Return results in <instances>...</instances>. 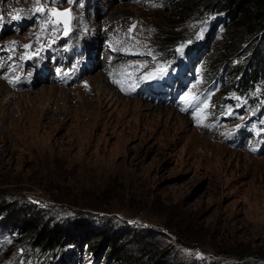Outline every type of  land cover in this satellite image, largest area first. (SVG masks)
I'll return each mask as SVG.
<instances>
[{
	"label": "rangeland",
	"instance_id": "1",
	"mask_svg": "<svg viewBox=\"0 0 264 264\" xmlns=\"http://www.w3.org/2000/svg\"><path fill=\"white\" fill-rule=\"evenodd\" d=\"M179 1L0 0V102L8 105L0 109V196L21 204L22 214L82 219L91 234L126 231L131 247L150 240L188 263L239 264L246 253L264 264V105L238 100L218 118L210 84L193 71L205 55L219 60L226 15L174 8ZM38 6L71 9L70 34H41L42 14L31 11ZM52 40L38 57L20 59ZM256 40L264 54V34ZM249 42L240 57H222L223 74L250 53ZM181 44L186 63L163 59ZM137 63L147 66L129 80L124 69ZM157 64L169 65L163 78L137 83ZM96 84L102 101L89 88ZM185 93L210 97L208 127L192 115L200 101L181 110ZM116 96L122 100L112 103ZM24 238L0 229V264H36ZM59 255L43 264H62ZM79 263L96 264L81 253L65 262Z\"/></svg>",
	"mask_w": 264,
	"mask_h": 264
},
{
	"label": "trees",
	"instance_id": "2",
	"mask_svg": "<svg viewBox=\"0 0 264 264\" xmlns=\"http://www.w3.org/2000/svg\"><path fill=\"white\" fill-rule=\"evenodd\" d=\"M163 1L171 4L176 2ZM189 2L190 0H180L174 8L194 9L196 15L214 9L226 15L227 32L218 51L219 60L205 55L202 63H198V67L193 71L202 81L210 84L208 93L215 95L213 99L219 107L218 118H222L227 112L235 111L238 100H243L248 109L257 103L256 108L259 110L261 105H264V54L259 50L256 39L264 34V0H197L195 7ZM244 42H249L250 53L244 59H237L235 65L223 74L220 69L222 57L237 53H240L237 55L240 57L243 51L241 45ZM170 52L172 56L163 59L174 61L172 63L179 59L186 63L189 57L187 48L181 53H175L173 50ZM225 86L229 88V93ZM261 101L263 103L260 105ZM261 118L260 114L254 117L251 123L254 124V121H260ZM20 205L15 200L0 196V229H8L9 235L14 238H22V234L25 235L24 239L32 242L29 253L36 259V264H43L46 259L54 258L59 252L57 257L62 260V264L75 253H81L83 257L88 256L96 264H192L181 259L178 254L172 255L170 251H165L164 247L150 240L138 239L136 246L131 247L129 239L125 236L126 231L105 227L97 234H91L88 229L83 230L82 219H60L62 222L58 223L53 219L44 218L38 210L34 211V214L38 215L22 214ZM245 254L238 255L239 259H242L239 264H252L251 260L245 258L250 254Z\"/></svg>",
	"mask_w": 264,
	"mask_h": 264
},
{
	"label": "snow or ice",
	"instance_id": "3",
	"mask_svg": "<svg viewBox=\"0 0 264 264\" xmlns=\"http://www.w3.org/2000/svg\"><path fill=\"white\" fill-rule=\"evenodd\" d=\"M36 5H42V0H34ZM51 2L55 3L57 0H51ZM68 2H72V0H68ZM33 13H39L42 14L41 17V22H40V28H41V34L46 35L49 30L53 33L59 32L63 30V35L68 36L70 32L72 31L71 27V21L74 19L71 15V9H64L63 11L57 9V8H45L43 6H38L34 7L31 10ZM30 18V17H29ZM11 19L13 20H21L22 17L20 15L13 16ZM132 28H135V24H133ZM132 28L129 29V32L132 31ZM202 36V32L200 34ZM41 35H37V43L40 42ZM56 41L52 40L51 43L47 45H41V47L37 50V52L33 53L32 55H27L25 54L24 56H21L20 59H32L34 56L38 57L41 52L46 50V48H50L52 44H54ZM13 44L16 42L13 41ZM187 44H191L192 40H188L186 42ZM32 45L31 44H25L23 45L24 49H29ZM186 44H181L176 51L177 52H182ZM149 56H152L153 60L156 59L155 55L152 53L151 49L148 50L146 53ZM146 63H137L135 65H128L124 69V75L131 80L132 78L135 77V73L140 71V69L146 67ZM168 67L169 65H160L157 64L152 70L145 72L142 76H139L137 79V83L140 81H155L163 78L167 72H168ZM129 69L131 71H129ZM110 76L112 75L111 73L109 74ZM5 79L8 80L9 83H15L18 82L19 78H17L16 81H13L11 79H8L7 76L4 77ZM113 83H116L121 87V90L124 91L125 87L124 84L122 83L121 80H113ZM137 85L131 84L129 85L128 91H134L135 87ZM237 99H239L237 97ZM180 100L186 105V107L182 108V111H189L190 108H192L193 102L194 101H200V97L198 95H194L191 93H185L180 97ZM210 97L205 96V98L200 101L199 104H196L194 108H192V115L194 119H196V122L199 126L202 127H208V125H205L203 123V119H206L208 115H211L212 113L208 111V109L212 106L210 104ZM229 115L232 113L229 112ZM239 128L240 126L237 125ZM255 151V149H253Z\"/></svg>",
	"mask_w": 264,
	"mask_h": 264
},
{
	"label": "bare ground",
	"instance_id": "4",
	"mask_svg": "<svg viewBox=\"0 0 264 264\" xmlns=\"http://www.w3.org/2000/svg\"><path fill=\"white\" fill-rule=\"evenodd\" d=\"M97 88V90H96V99L98 100V101H102V96H103V94L105 93L104 92V90H103V88H104V86H102V84L100 85V84H96V85H90L89 86V88L92 90H94V88ZM65 90V89H64ZM120 100H122L121 98H119V96L117 97L116 96V98L114 99V101L112 102V103H119L120 102ZM111 103V104H112ZM8 105L7 104H3V103H1L0 102V109L2 110V109H4V107H7ZM47 110L49 109L48 107L46 108ZM10 112L12 113V111L10 110ZM11 113H10V116H11ZM3 115V114H2ZM104 115V114H103ZM121 116V115H120ZM13 121H15V122H13ZM16 118L15 117H12L11 116V119H10V124H11V122L13 123V125H15V123H16ZM8 122H9V120H8ZM17 125H19V124H17ZM24 127V126H23ZM22 127V128H23ZM7 128H9V126L7 127ZM21 128V129H22ZM14 129H16V127L14 126ZM6 132L8 131L7 129L5 130ZM3 146V145H2Z\"/></svg>",
	"mask_w": 264,
	"mask_h": 264
},
{
	"label": "water",
	"instance_id": "5",
	"mask_svg": "<svg viewBox=\"0 0 264 264\" xmlns=\"http://www.w3.org/2000/svg\"><path fill=\"white\" fill-rule=\"evenodd\" d=\"M64 10V9H63ZM63 10H61V11H63Z\"/></svg>",
	"mask_w": 264,
	"mask_h": 264
}]
</instances>
